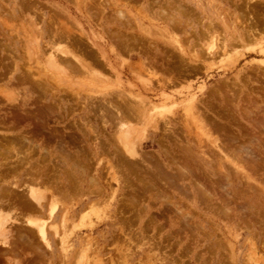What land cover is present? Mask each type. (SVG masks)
<instances>
[{"label":"rangeland","instance_id":"374dc122","mask_svg":"<svg viewBox=\"0 0 264 264\" xmlns=\"http://www.w3.org/2000/svg\"><path fill=\"white\" fill-rule=\"evenodd\" d=\"M0 32V208L46 219L20 203L39 184L66 231L48 247L13 222L0 264H264V0H0ZM248 80L258 98L213 99ZM119 121L147 141L135 157Z\"/></svg>","mask_w":264,"mask_h":264},{"label":"bare ground","instance_id":"6f19581e","mask_svg":"<svg viewBox=\"0 0 264 264\" xmlns=\"http://www.w3.org/2000/svg\"><path fill=\"white\" fill-rule=\"evenodd\" d=\"M166 1V0H165ZM167 1H169V0H167ZM250 2V1H249ZM130 4V3H129ZM251 7V6H250ZM250 7H249V9H250ZM30 9V8H29ZM35 9V8H34ZM176 9V8H175ZM251 10H253V9H251ZM33 11V10H32ZM119 11H121V10H119ZM248 11V10H247ZM122 12V11H121ZM121 12H119V14L121 13ZM164 12V11H163ZM251 13V12H250ZM122 14V13H121ZM254 14V13H253ZM121 16H124V15H121ZM171 20V19H170ZM251 22L252 23H255V25L257 24L256 23V21H254V18L252 19L251 18ZM47 26V25H46ZM257 28H254V29H249V30H246L245 32H246V34L244 33V32H241L240 34H239V36H238V41L239 40H244L245 38H252L251 36H253V34L255 33V31H257L256 30ZM1 33V32H0ZM214 34V33H213ZM60 37V36H59ZM68 37V36H67ZM213 38V37H212ZM215 38V37H214ZM253 39H255V38H253ZM215 40V39H214ZM178 41V40H177ZM176 41V42H177ZM223 41L224 40H222L221 42L223 43ZM221 42H220V45H221ZM178 43V42H177ZM224 43H226V42H224ZM222 44L223 45V49H224V51L227 49H225V46H227L226 44ZM177 47V46H176ZM54 50V49H53ZM64 50V49H63ZM62 50V51H63ZM179 50H180V48H179ZM61 51V50H60ZM223 51V50H222ZM64 52V55H69V51H63ZM62 52V53H63ZM224 53V52H223ZM185 54V53H184ZM55 55V54H54ZM60 56V55H59ZM58 57V56H57ZM56 57V58H57ZM64 57V56H63ZM67 57V56H66ZM70 57H72V56H70ZM55 58V57H54ZM58 58H60V57H58ZM52 59V58H51ZM61 59V58H60ZM71 59V58H70ZM70 59H68L69 61H70ZM57 60V59H56ZM55 61V60H54ZM64 61H67V60H65L64 59ZM52 62V61H51ZM56 62H58L59 63V61H56ZM68 62V61H67ZM79 62V61H78ZM55 64V63H54ZM52 65H53V62H52ZM56 65V64H55ZM59 66V65H58ZM143 66V65H142ZM142 68V67H141ZM90 76V75H89ZM249 82L247 83V84H240L241 86H239V87H237L236 85V87L234 86L232 89H230L228 86H227V84L224 86V89L223 88H216L215 90H214V93H213V99H215V97L218 95L219 96V99H222L223 101H221V102H225V101H227V102H225V103H230L231 101V99H239V100H242V99H256L255 97H259V95H257V96H255L253 93L254 92H251V90L249 91V87H248V85L249 84H253L252 82H250V80H248ZM244 82V81H243ZM233 83H236L237 84V82H233ZM232 85V84H231ZM226 87V88H225ZM228 87V88H227ZM262 87V86H261ZM263 88H264V86H263ZM263 94H264V92H263ZM140 96V95H139ZM142 97V96H141ZM143 98V97H142ZM131 99V98H130ZM141 99V98H140ZM228 99H230L229 101H228ZM136 100V99H135ZM236 101V100H235ZM234 101V102H235ZM137 102H138V100H137ZM239 102V101H238ZM237 102V103H238ZM242 102V101H241ZM241 102L240 103H238L237 104V108L236 109H240V105H242L241 104ZM248 102H249V100H248ZM140 103V102H139ZM137 104V103H135L134 105L131 103V105H129V107H130V109H131V113H133V114H135V115H138V111H140V108L138 107V106H136V105H139L140 106V104ZM142 103H144V102H142ZM232 103V102H231ZM145 104V103H144ZM42 105V104H41ZM143 105V104H142ZM148 105V104H147ZM220 105H222V104H220ZM220 105H218V106H220ZM224 105V104H223ZM232 105V104H231ZM38 106V105H37ZM40 106V105H39ZM50 105H47L46 107L44 106H40V108L38 107H36V109H34V110H36V111H34L33 109H31V110H33V111H31V110H29L28 112L29 113H26V114H24V117H22L23 119H28V122H27V125H28V127L30 128V129H33L34 127H33V123H34V121L35 122H39V124H41L43 127H44V125H45V122H46V120L44 119V118H42V116L44 115V114H46V112H49L51 109H52V107H49ZM113 107H116V106H114V105H112ZM151 106V105H150ZM195 106H198V105H195ZM249 106V105H248ZM264 106V105H263ZM142 107V106H141ZM144 107V106H143ZM222 107V106H221ZM198 108V107H197ZM260 108V107H259ZM38 109V110H37ZM118 109V111H119V108H117ZM192 109V108H191ZM262 109V108H261ZM148 110V109H147ZM220 110V109H219ZM233 110V109H232ZM263 110V109H262ZM239 111V119H241L242 117H243V115L242 114H246L247 115V117H248V119L249 120H251L250 119V117L252 116V114L254 113H252V111L251 110H248V109H246V108H242V110L240 111V110H238ZM260 112V111H259ZM141 113V112H140ZM203 113V112H202ZM222 114H224V113H222ZM259 114H261L262 115V111H261V113H259ZM17 115V116H16ZM15 115V117L14 118H20L19 120H21L22 118L21 117H19L18 116V114H16ZM26 115V116H25ZM191 115V114H190ZM212 115V114H211ZM242 115V116H241ZM256 115V114H255ZM261 115H259V116H261ZM222 116V115H221ZM254 116V115H253ZM253 116H252V118H253ZM258 116V117H259ZM139 117V116H138ZM233 117V116H232ZM235 117V119H236V116H234ZM234 117H233V119H234ZM257 117V116H256ZM255 117V118H256ZM262 118H263V116H261ZM42 118V119H41ZM219 118H220V116H219ZM229 118H230V116H229ZM262 118H258V119H260V121H259V123L256 121V119H254L253 118V122H255L256 121V123L255 124H261L260 122H262V121H264V119H262ZM41 119V120H40ZM118 119V118H117ZM198 119H199V117H198ZM197 119V120H198ZM214 119V118H213ZM227 119V118H226ZM121 120V119H120ZM142 120H143V118H142ZM216 120V123H218V121H220V120H217V118L215 119ZM262 120V121H261ZM15 121V120H14ZM18 121V120H17ZM124 121V120H123ZM123 121H119V123H118V130H120V132H121V141L120 142H122V144H123V148H124V150L131 156V158L132 157H135L136 155H137V153H138V150H136L137 149V147H140V148H144L145 146H146V144H147V141H140L141 143H139L140 145L138 146L137 144H136V139H138V137L135 139V137H134V130H133V128L132 127H126V125H125V122H123ZM143 121H146V122H144V123H146V124H149V121H148V118H147V120H143ZM143 121H142V123H143ZM214 121V120H213ZM224 121V120H223ZM235 122H239L237 119L236 120H234ZM247 121V120H246ZM252 121V120H251ZM16 122V121H15ZM19 122V121H18ZM18 122H16V123H18ZM203 122V121H202ZM222 122V121H221ZM226 121H224V124H226V126L224 125V124H222L223 126H222V128H224L223 129V132H224V130L225 129H227V128H229V127H227V123H229L230 121H228L227 123H225ZM235 122H233L232 121V123H235ZM243 122V121H242ZM241 122V120H240V123H242ZM248 122V121H247ZM186 123V122H185ZM245 123V122H244ZM230 124H231V122H230ZM236 124V123H235ZM234 124V125H235ZM249 123H247L246 125H247V128L249 127V125H248ZM212 125H215L214 123L212 124ZM221 125V124H220ZM259 125H255L256 127L257 126H259ZM218 126H219V124H218ZM229 126H231V125H229ZM251 126H252V124H251ZM225 127H227V128H225ZM253 127H254V124H253ZM262 127H263V129H264V126L262 125ZM261 127V128H262ZM154 128H155V130L158 128V126H156V125H154ZM180 128V127H179ZM219 128V127H218ZM238 128H239V126H238ZM240 128H242V127H240ZM244 128V127H243ZM242 128V129H243ZM246 128V129H247ZM250 128V127H249ZM232 129V127L230 128V130ZM252 129V128H251ZM254 129V128H253ZM262 129V130H263ZM230 130H229V133H230ZM255 130V129H254ZM140 131V130H139ZM217 131H220V130H217ZM228 131V130H227ZM238 131H239V129H238ZM248 131V130H247ZM119 132V131H118ZM138 132V131H137ZM137 132H135V133H137ZM243 132V131H242ZM220 133V132H219ZM226 133V132H225ZM228 132H227V135H226V137H227V140L230 138V137H234L233 135H232V133H230L229 134ZM238 133V132H237ZM234 134V133H233ZM240 134V133H239ZM217 135V134H216ZM224 135V134H223ZM230 136V137H229ZM255 135H253V137H254ZM241 137V136H240ZM251 137V136H250ZM256 137H257V135H256ZM234 138H236V137H234ZM117 139V138H116ZM239 139V138H238ZM237 139V140H238ZM254 138H250V140H251V142L252 143H254V141H256V140H253ZM23 140L24 141H26L31 147H37V148H40L41 150H43V151H45L46 152V154L48 155V156H51L52 155V152L48 149V148H46V147H44L43 146V141L45 140V138H44V136H42V138L41 139H38L37 137H36V131H34V130H32L30 133H28V134H25L24 136H23ZM212 140V139H211ZM227 140H226V142H227ZM230 140V142H231V138L229 139ZM242 140V139H241ZM248 140V139H247ZM249 140V141H250ZM259 140V139H258ZM257 140V141H258ZM263 140V139H262ZM236 141V140H235ZM256 141V142H257ZM213 142H215L214 140H213ZM243 142H246V141H243ZM243 142H242V144L240 145V146H242L243 148H244V144H245V148H246V144H247V142L246 143H244L243 144ZM258 143V142H257ZM117 144V143H116ZM190 144V143H189ZM228 144V143H227ZM239 144V143H238ZM217 145H219V144H217ZM221 145V144H220ZM224 145H226V144H224ZM63 146L64 145H62V148H63ZM225 147V146H224ZM224 147H223V149H224ZM226 147H228V150L230 149V147L228 146V145H226ZM61 148V149H62ZM140 148H138V149H140ZM247 148H248V146H247ZM246 148V149H247ZM118 149V148H117ZM222 149V150H223ZM122 150V149H121ZM225 150H227V148H225ZM227 150V151H228ZM224 151V150H223ZM32 151H30L29 153H31ZM116 152V151H115ZM120 152V151H119ZM122 152V151H121ZM190 152V151H189ZM192 152V151H191ZM235 152V151H234ZM251 152V151H250ZM249 152V153H250ZM237 153V152H236ZM125 154V153H124ZM168 154H170V153H168ZM252 154V153H251ZM20 155V154H19ZM125 156H128L127 154L125 155ZM247 156V155H246ZM253 156V155H252ZM141 157V156H140ZM226 157V156H225ZM249 157H250V155H249ZM248 157V158H249ZM254 157V156H253ZM230 158V157H229ZM251 158V157H250ZM127 159H128V157H127ZM130 159V158H129ZM135 159V158H134ZM171 159V158H170ZM175 159V158H174ZM130 160H133V159H130ZM129 160V161H130ZM227 160H228V158H227ZM251 160V159H250ZM263 160V159H262ZM253 161V160H252ZM258 162H259V160H257ZM256 161V162H257ZM255 162V161H254ZM257 162V163H258ZM148 164V163H147ZM162 164V163H161ZM236 164V163H235ZM258 164H260V163H258ZM106 165V164H105ZM262 165V164H261ZM163 166V165H162ZM168 166V165H167ZM179 166V165H178ZM250 166V165H249ZM112 167V166H111ZM125 167V166H124ZM164 167V166H163ZM116 168V167H115ZM180 168V167H179ZM256 168V167H255ZM158 169V168H157ZM263 169V168H262ZM250 170V169H249ZM260 170V169H259ZM163 171V170H162ZM233 171V170H232ZM235 171V170H234ZM37 172H39V170L38 169H36V173ZM154 172V171H153ZM156 173V172H155ZM12 174V173H11ZM121 174V173H120ZM159 174V173H158ZM113 175V174H112ZM184 175V174H183ZM185 175H187V174H185ZM115 176V175H114ZM163 176V175H162ZM116 178H117V176H116ZM115 178V179H116ZM159 179H161V177L159 178ZM165 179V178H164ZM173 179V178H172ZM38 178H33V181L34 182H38ZM166 180V179H165ZM262 180V179H261ZM38 183H41V181L40 182H38ZM163 184H165V183H163ZM174 184V183H173ZM44 185H45V183H44ZM43 185V186H44ZM28 191H27V193H28V200L25 202V201H20V203L22 204V206H24L25 208H27V209H37V210H40V211H43V212H46V214H47V217H46V219H44L45 217H37V216H34V215H31V214H27V215H25L23 218V221L21 220V218H22V215H20V214H17V213H21V210H19V208H15L14 210H10V211H5V210H3V209H1L0 208V246H3V247H12V244H11V235H12V229H10L11 227V224L14 222V223H16V224H22L23 222H25V225H27V226H29L31 229H34L35 231H36V233H37V235L39 236V238L41 239V241L42 242H44V244L46 245V246H48V247H51V241H50V238H49V235H50V230H54V234H56V236L57 235H60L61 236V238H62V240L60 239V241L62 242V244H61V242H60V244L61 245H63V243H64V239H65V237L66 236H64L65 234H66V231H64L65 232V234L64 235H62V233H60L59 232V228H58V226H57V224H54L53 226L51 225L52 223L50 222V221H55L56 220V218H57V216H58V214H59V211H60V209H61V205H60V203H59V200H57V198H48L47 197V195H46V192L44 191L45 189H43V187L41 188L40 186H39V184L38 185H35V184H32V183H29L28 185ZM46 186H44V188H45ZM110 187V186H109ZM168 188V187H167ZM19 189V188H18ZM50 189V188H49ZM183 189V188H182ZM200 189V188H199ZM47 190H48V188H47ZM68 190V189H67ZM50 191V190H49ZM159 192V191H158ZM261 192V191H260ZM160 194V193H159ZM51 195V194H50ZM51 197V196H50ZM169 203H172V202H169ZM258 203V202H257ZM248 204H250V203H248ZM63 205V204H62ZM89 205V204H88ZM252 206V205H251ZM250 207V206H249ZM254 207V206H253ZM261 212V211H260ZM16 215V218H15V216L13 217V215ZM63 214H64V212H63ZM62 214V216H63V218H62V220L64 221V222H66L65 220H66V217L64 216ZM187 218V217H186ZM48 219V220H47ZM184 219V218H183ZM187 220V219H186ZM63 221H62V223H63ZM49 222L51 223L50 224V226H52V227H49ZM182 222H183V220H182ZM186 224V223H185ZM188 224V223H187ZM259 224V223H258ZM13 225V224H12ZM66 225V224H65ZM51 228V229H50ZM53 228V229H52ZM63 228H65V227H63ZM156 228V227H155ZM64 230V229H63ZM66 230V229H65ZM229 231V230H228ZM58 233H60V234H58ZM147 235H148V233H146ZM59 237V236H58ZM147 237V236H146ZM155 241V240H154ZM156 243V242H155ZM157 245V244H156ZM159 246V245H158ZM85 256V255H84ZM144 256V255H143ZM87 258V257H86ZM11 264V263H10ZM101 264V263H100Z\"/></svg>","mask_w":264,"mask_h":264}]
</instances>
